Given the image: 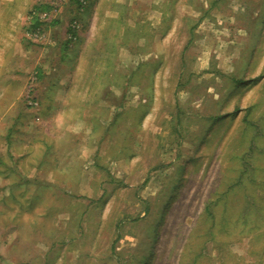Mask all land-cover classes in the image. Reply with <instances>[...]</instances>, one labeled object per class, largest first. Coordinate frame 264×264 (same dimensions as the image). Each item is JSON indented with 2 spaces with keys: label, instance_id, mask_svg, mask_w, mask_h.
I'll use <instances>...</instances> for the list:
<instances>
[{
  "label": "rangeland",
  "instance_id": "rangeland-1",
  "mask_svg": "<svg viewBox=\"0 0 264 264\" xmlns=\"http://www.w3.org/2000/svg\"><path fill=\"white\" fill-rule=\"evenodd\" d=\"M0 264H264V0H0Z\"/></svg>",
  "mask_w": 264,
  "mask_h": 264
},
{
  "label": "built area",
  "instance_id": "built-area-1",
  "mask_svg": "<svg viewBox=\"0 0 264 264\" xmlns=\"http://www.w3.org/2000/svg\"><path fill=\"white\" fill-rule=\"evenodd\" d=\"M55 1H56V0H46V2L49 3V4H51V5H54ZM72 27L74 28V30H77V28H79V25H78L77 22H74V23L72 24Z\"/></svg>",
  "mask_w": 264,
  "mask_h": 264
}]
</instances>
